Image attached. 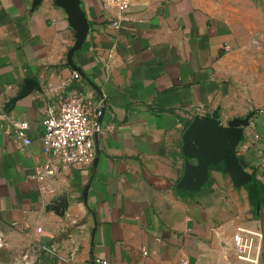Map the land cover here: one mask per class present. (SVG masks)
<instances>
[{"label": "crops", "instance_id": "obj_1", "mask_svg": "<svg viewBox=\"0 0 264 264\" xmlns=\"http://www.w3.org/2000/svg\"><path fill=\"white\" fill-rule=\"evenodd\" d=\"M82 6L91 31L79 71L63 7L0 0L1 260L264 264V0ZM69 91L97 110L96 156L47 170L43 120ZM214 115L225 126L250 117L235 151L242 176L202 164L186 140Z\"/></svg>", "mask_w": 264, "mask_h": 264}, {"label": "built area", "instance_id": "obj_2", "mask_svg": "<svg viewBox=\"0 0 264 264\" xmlns=\"http://www.w3.org/2000/svg\"><path fill=\"white\" fill-rule=\"evenodd\" d=\"M80 73L73 74V80L80 79ZM98 113L92 103L79 92L59 96L48 105L45 118V134L43 143L45 152L50 155V161L44 165L47 170L53 166L88 168L96 156L95 134L98 128ZM29 122L21 120L16 123L15 132L25 143L31 140L27 137ZM236 242L242 247V238ZM6 244L5 234L0 231V252ZM246 244V243H245ZM242 257H250L241 250ZM0 264H32L30 252H25L12 261L5 262L0 258Z\"/></svg>", "mask_w": 264, "mask_h": 264}, {"label": "water", "instance_id": "obj_3", "mask_svg": "<svg viewBox=\"0 0 264 264\" xmlns=\"http://www.w3.org/2000/svg\"><path fill=\"white\" fill-rule=\"evenodd\" d=\"M41 0H35L39 3ZM67 13L71 26L75 29V44L68 54L69 64L80 71L74 64V54L79 51L86 41L91 24L87 12L82 6V0H55ZM83 90L75 85L71 89ZM250 125V117L236 118L227 126L219 125V115L213 118H196L187 128L185 137L195 155L202 164L210 167H220L228 170L232 175L242 176V166L235 155L238 143L243 139V128Z\"/></svg>", "mask_w": 264, "mask_h": 264}]
</instances>
